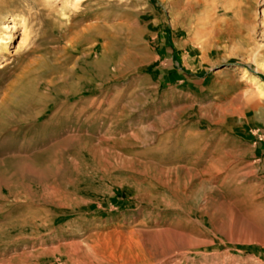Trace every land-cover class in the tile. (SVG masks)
Returning <instances> with one entry per match:
<instances>
[{"label": "rangeland", "instance_id": "1", "mask_svg": "<svg viewBox=\"0 0 264 264\" xmlns=\"http://www.w3.org/2000/svg\"><path fill=\"white\" fill-rule=\"evenodd\" d=\"M0 40V264H264V0H0Z\"/></svg>", "mask_w": 264, "mask_h": 264}, {"label": "bare ground", "instance_id": "2", "mask_svg": "<svg viewBox=\"0 0 264 264\" xmlns=\"http://www.w3.org/2000/svg\"><path fill=\"white\" fill-rule=\"evenodd\" d=\"M77 1V0H76ZM207 1V0H206ZM79 2V1H78ZM223 7V6H222ZM213 11L217 12V6H213ZM224 10V9H223ZM5 29L8 30V31H11L14 29V24L13 23H8L5 25ZM7 31V32H8ZM12 32V31H11ZM2 40V39H1ZM0 40V41H1ZM259 84V83H258ZM262 87V84H260V88ZM261 94V93H260Z\"/></svg>", "mask_w": 264, "mask_h": 264}]
</instances>
